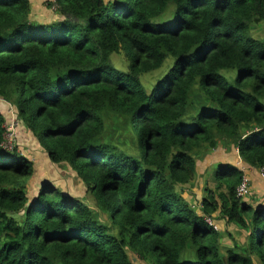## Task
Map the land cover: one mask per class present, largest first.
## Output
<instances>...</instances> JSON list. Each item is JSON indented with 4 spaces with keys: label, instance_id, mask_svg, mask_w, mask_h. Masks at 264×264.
I'll list each match as a JSON object with an SVG mask.
<instances>
[{
    "label": "trees",
    "instance_id": "obj_1",
    "mask_svg": "<svg viewBox=\"0 0 264 264\" xmlns=\"http://www.w3.org/2000/svg\"><path fill=\"white\" fill-rule=\"evenodd\" d=\"M55 3L62 19L44 24L28 18V0H0V98L92 201L51 180L28 196L38 170L2 148L0 109V264H134L128 251L147 264H253L252 248L264 249V202L242 201L250 182L237 197L242 170L218 164L213 188L200 198L193 190L191 205L182 193L196 159L224 141L264 168V42L249 35L264 23V0ZM167 58L147 91L140 76ZM123 133L135 152L116 143ZM217 211L248 233L243 253L220 246L204 219Z\"/></svg>",
    "mask_w": 264,
    "mask_h": 264
},
{
    "label": "rangeland",
    "instance_id": "obj_2",
    "mask_svg": "<svg viewBox=\"0 0 264 264\" xmlns=\"http://www.w3.org/2000/svg\"><path fill=\"white\" fill-rule=\"evenodd\" d=\"M30 2V13L28 18L31 21H35V23H50L55 20H61L62 16L59 15L57 8L58 5L55 3V0H28ZM47 4H52V5H47ZM259 27L251 30L249 35L252 38L261 40L264 42V23L260 22L257 24ZM124 60V58H123ZM111 63H113V66L118 67L121 70L126 69V63L122 61V58L120 55L113 54L111 56ZM172 64V59L167 58L166 62L157 70L145 73L140 76L139 80L140 83L143 85V87L146 88L147 91L152 89L153 84L160 78H162L169 68L171 67ZM230 72V73H227ZM221 73L224 76L227 77H235V72L234 71H221ZM196 95L193 96L192 100H196L195 96L199 94L198 88H196L195 91ZM0 102H2V99L0 98ZM193 103V101H192ZM7 109V114L8 115H14V116H9L7 117L8 119L11 117L16 118V114H13L12 110L9 107H6ZM15 113V112H14ZM8 119H6V124ZM17 125V130L16 133L18 134L19 132V137L13 140L11 143L12 147H7V151H12L16 148V152L27 155L33 160V162L39 161L38 166L41 165L40 170L42 172H37L36 175L32 178L29 179L28 184H27V194L28 196H33L38 190V186H40L42 183L46 181H52L55 182V184L58 185L59 188L62 190L78 197L83 200H85L87 203L92 201V198L89 197V194H86L85 188L82 185L81 181L77 178L75 173L70 170L67 166H57L58 169L50 165L49 160L45 158V155L43 154L44 150L41 148L40 145L37 144L36 140L31 137L29 132L26 131L22 127L19 121ZM125 135L124 138H120L121 143L116 142L117 144H122V146H125L128 150L133 151V145H134V138L132 139V135L130 133H123ZM223 145L225 146L226 149H231L234 148L236 149L232 144L224 141ZM135 152V151H133ZM226 160H228L231 163H234L238 159H236V155L234 153H227L225 154ZM230 164V163H229ZM233 165V164H231ZM52 167V168H51ZM264 169V168H262ZM244 175V173H243ZM214 176L215 172L210 171L209 173V178L208 180H204V178L199 179L198 178V183L200 182L203 186L200 191L199 186L197 185L195 189V194L196 196H200L201 192L203 193V189L205 188V185L207 188H213L214 185ZM41 178V179H40ZM42 178L44 180H42ZM246 204H250L254 206L256 203H263L264 202V178L259 177V180L257 182V188H253L251 186V191L250 194L242 200ZM200 205V202L199 204ZM196 206H197V201H196ZM219 212L217 211L211 219H207L206 223L210 224L212 223L213 226L216 227L217 231L219 232V237H218V242L220 246L224 249L226 248H233L235 246H238V249L236 248L237 252L243 253L241 248L247 247L248 246V233L244 231L243 229H238L235 225L232 223H226L224 219H221L220 216L218 215ZM104 218V217H103ZM253 252L250 254L252 258V263L253 264H262L259 261V258L257 255L259 253L264 254V249L262 247L256 246L252 248ZM257 254V255H256ZM129 258L134 264H147L144 261L140 260L138 256H136L134 253L128 251Z\"/></svg>",
    "mask_w": 264,
    "mask_h": 264
},
{
    "label": "crops",
    "instance_id": "obj_3",
    "mask_svg": "<svg viewBox=\"0 0 264 264\" xmlns=\"http://www.w3.org/2000/svg\"><path fill=\"white\" fill-rule=\"evenodd\" d=\"M6 107H9V104L6 103V106H4V103L0 102V109L3 110V114L4 115L9 117V115L6 113L7 112ZM19 135L20 134L18 132L17 137H19ZM227 151H228V153H234L236 155V159H238V160L235 161L234 163H231L228 160H226L225 154L227 153ZM43 154L45 155V158L48 159L47 158V154L45 152H43ZM24 156H26L28 159L31 160V158L29 156H27V155H24ZM31 161L33 163V168L38 170L37 172H39V171L42 172L40 170L41 165L38 166L39 161H37V162H33V160H31ZM223 163L233 164L234 166H236L239 169L243 170L250 177L251 186L253 188H257V182H258L259 177H260L258 175V170H255L254 168H251V167L247 166L245 163H243L241 161V159L239 158L236 149H234V148L226 149L222 145H218L217 147H215L214 149L209 151L206 155L200 156V157H198L196 159L195 180H194V182H191L189 185H186L185 189H183L184 191L182 190L183 191L182 197L190 205H191V202H193V196H192L191 192H193V190L195 191L197 185L199 186L200 191H201L202 186H203L200 182L198 183V178L199 179H201V178L203 179L204 178V180L205 179L208 180L210 171L216 173V170L218 168V164H223ZM36 173H35V175H36ZM42 180H44V179L42 178ZM208 181H210V180H208ZM196 197L200 198V196H196Z\"/></svg>",
    "mask_w": 264,
    "mask_h": 264
},
{
    "label": "built area",
    "instance_id": "obj_4",
    "mask_svg": "<svg viewBox=\"0 0 264 264\" xmlns=\"http://www.w3.org/2000/svg\"><path fill=\"white\" fill-rule=\"evenodd\" d=\"M10 109L12 110V112L14 114L13 109L11 107H10ZM9 116H14V115L11 114ZM17 125H18L17 119L14 117L9 118V120L7 121V124L5 122V131L3 134V142H2V148L3 149L7 150V147L13 146V145L11 146V143L17 137V133H16ZM258 173L261 177L264 178V169H258ZM246 175L247 174L243 175L240 184L236 188L237 197H244L249 191L250 179ZM207 219H209V218H206V220ZM210 225H212V223H210ZM214 228H216V227L214 226Z\"/></svg>",
    "mask_w": 264,
    "mask_h": 264
},
{
    "label": "clouds",
    "instance_id": "obj_5",
    "mask_svg": "<svg viewBox=\"0 0 264 264\" xmlns=\"http://www.w3.org/2000/svg\"><path fill=\"white\" fill-rule=\"evenodd\" d=\"M15 141V140H14ZM246 174L243 170H242V174ZM251 183V182H250ZM206 218H209V217H205L204 219H205V221H206ZM209 219H211V218H209ZM208 224V223H207ZM210 225V224H209ZM213 228H214V226L213 225H211ZM215 230H217L216 228H214Z\"/></svg>",
    "mask_w": 264,
    "mask_h": 264
}]
</instances>
